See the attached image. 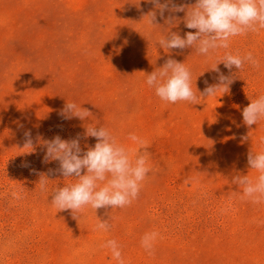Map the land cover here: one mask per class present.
Here are the masks:
<instances>
[{
    "label": "rangeland",
    "instance_id": "obj_1",
    "mask_svg": "<svg viewBox=\"0 0 264 264\" xmlns=\"http://www.w3.org/2000/svg\"><path fill=\"white\" fill-rule=\"evenodd\" d=\"M174 3L187 9L195 0ZM154 10L147 0H0V264H264V202L232 182L260 174L247 155L264 153V117L248 128L241 112L264 95V28L207 55L195 46L168 50L159 40L170 31L195 30L185 27L186 11L158 14L153 25ZM249 52L259 66L245 62L229 73L219 64L233 74L230 90L199 104L164 101L146 83L171 57L189 69L199 97L205 82H217L210 69L226 53ZM66 102L92 114L65 120ZM85 127H104L132 160L140 146L131 135L150 146L152 171L130 205L71 214L51 195L76 178L56 173L41 189L39 174L59 167L43 162L42 140L71 139ZM28 130L31 154L23 147ZM95 143L81 139L84 150Z\"/></svg>",
    "mask_w": 264,
    "mask_h": 264
},
{
    "label": "clouds",
    "instance_id": "obj_2",
    "mask_svg": "<svg viewBox=\"0 0 264 264\" xmlns=\"http://www.w3.org/2000/svg\"><path fill=\"white\" fill-rule=\"evenodd\" d=\"M154 5L156 10L150 11V23L156 25L157 15L164 17L166 11L185 12L184 24L188 31L183 36L170 31L166 37L159 40V45L168 50H184L195 46V50L202 55L210 51L229 48V40L233 36L244 35L248 32H256L264 28V0H195V4L187 9L182 5H176L174 0H147ZM190 9V10H189ZM172 17H168L171 23ZM245 62H251L258 67V61L249 52L246 56L226 53L210 70L217 74L216 83L207 84L203 91H198L200 96L193 92L191 87V74L185 64L169 57L163 65L147 76L146 83L154 88L156 96L160 99L176 103L188 101L199 104V100L215 95L218 89L223 88L225 93L230 90L233 82V74L225 75L219 64L232 72V69H242ZM91 111L75 103L66 102L61 110V117L65 120L77 118L85 121ZM243 124L251 128L256 125L261 117H264V95L250 101L241 112ZM95 138L94 146L82 149L81 139ZM130 138L139 144L135 159L129 157L128 151L117 144L114 136L104 127H85L83 134H77L71 139H63L56 135L51 139L42 140L44 149L43 162L57 161L59 167L49 169L48 173L39 174L46 179H39L41 189L46 188L48 177L59 173L63 177H74L77 182L57 188L51 195V203L59 211L77 212L86 205H91L96 211L101 208H123L137 199L142 182L148 177L152 169L148 166L150 156L149 145L135 135ZM37 139H40L37 137ZM246 141L247 136L241 137ZM264 143V138H261ZM35 142L31 130L24 133V145L33 149L26 154L35 151ZM247 164L250 169L257 170L260 174L253 182L247 175L233 178V183L242 186L243 195L252 199L253 203L264 202V153L247 155ZM23 166L28 167V164ZM110 176V178H109ZM102 187L98 182H105ZM58 211V212H59ZM73 216V215H72ZM75 219V217H73ZM99 228L107 230V221H102ZM157 234H145L142 244L150 248V241ZM110 244L115 245L114 241ZM120 258L119 252L115 253Z\"/></svg>",
    "mask_w": 264,
    "mask_h": 264
}]
</instances>
